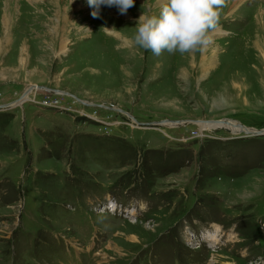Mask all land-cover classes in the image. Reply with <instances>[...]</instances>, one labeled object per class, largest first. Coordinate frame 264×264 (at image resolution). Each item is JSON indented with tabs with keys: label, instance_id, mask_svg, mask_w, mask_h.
<instances>
[{
	"label": "rangeland",
	"instance_id": "obj_1",
	"mask_svg": "<svg viewBox=\"0 0 264 264\" xmlns=\"http://www.w3.org/2000/svg\"><path fill=\"white\" fill-rule=\"evenodd\" d=\"M5 1L0 264H264V135L201 128L264 130V0L227 2L203 54L158 57L132 41L158 0H19L11 30Z\"/></svg>",
	"mask_w": 264,
	"mask_h": 264
},
{
	"label": "clouds",
	"instance_id": "obj_2",
	"mask_svg": "<svg viewBox=\"0 0 264 264\" xmlns=\"http://www.w3.org/2000/svg\"><path fill=\"white\" fill-rule=\"evenodd\" d=\"M228 0H158L159 12L143 11L132 37L140 49L155 56L203 54L212 43V33L220 25ZM93 18H99L101 6L117 7L120 14L135 5V0H87ZM106 28V27H105Z\"/></svg>",
	"mask_w": 264,
	"mask_h": 264
},
{
	"label": "bare ground",
	"instance_id": "obj_3",
	"mask_svg": "<svg viewBox=\"0 0 264 264\" xmlns=\"http://www.w3.org/2000/svg\"><path fill=\"white\" fill-rule=\"evenodd\" d=\"M66 1V0H29L31 6H29V8L32 9V12L33 13H36L35 15H38V16H43V17H49L50 14L52 13V10L53 8H58L59 6H62L63 5V2ZM142 3L144 2V0H140ZM241 1H245V0H228L229 2V6H228V9H232L233 7L235 8ZM23 4H25V2L23 1H19V0H9V1H5L3 3V6L6 8V9H3L5 11V15H4V26L7 29H12V26H13V23L11 24V18H15V14L17 9L16 8H21L23 6ZM30 9V10H31ZM227 9V10H228ZM11 10V11H10ZM13 10V12H12ZM21 10V9H20ZM110 12V11H109ZM19 13V12H18ZM48 13V16L46 15ZM112 13V12H111ZM116 13L117 10H116ZM114 14V13H112ZM114 15H118V14H114ZM18 16V15H17ZM257 17H258V21H259V25L258 27L262 30H264V8L263 7H259V11L257 13ZM13 18V19H14ZM15 20V19H14ZM10 21V22H9ZM13 21V20H12ZM262 27V28H261ZM7 33V32H6ZM258 33H255L254 34V37L257 35ZM260 34L258 36L255 37V42L253 44L254 47L257 48V50L260 52L262 51V53L264 54V40L261 41V36ZM2 46V45H1ZM209 48V47H208ZM210 56L208 55H204V58L202 61H204V64L206 62H210L211 59L209 58ZM264 57V55H263ZM210 59V60H208ZM90 105V104H89ZM105 106V105H104ZM5 108V107H4ZM2 109V108H1ZM135 122V121H134ZM136 123V122H135ZM201 125V124H200ZM220 126V127H219ZM237 127L238 129L240 130H243L245 131L246 133H250L252 131H255L251 128H247L245 126H243L242 124L238 123V122H234V121H231L229 120V124H221V123H208V124H202L201 125V128L204 130V129H215V128H226V129H230V128H235ZM238 130V132L240 131ZM234 132V131H233ZM133 236V235H132ZM134 237V236H133ZM132 239H135L133 238Z\"/></svg>",
	"mask_w": 264,
	"mask_h": 264
},
{
	"label": "water",
	"instance_id": "obj_4",
	"mask_svg": "<svg viewBox=\"0 0 264 264\" xmlns=\"http://www.w3.org/2000/svg\"><path fill=\"white\" fill-rule=\"evenodd\" d=\"M40 88H43V87H40ZM210 123H221V124H229V121L227 120H221V121H209ZM137 123V122H136ZM138 124V123H137ZM154 125L153 123L149 124L148 126H152ZM254 133H251L252 135H255V136H263L264 135V130H256V131H253Z\"/></svg>",
	"mask_w": 264,
	"mask_h": 264
}]
</instances>
